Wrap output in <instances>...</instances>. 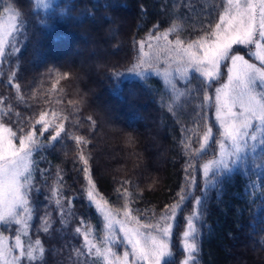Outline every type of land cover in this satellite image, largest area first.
<instances>
[{
	"label": "trees",
	"instance_id": "16d2710c",
	"mask_svg": "<svg viewBox=\"0 0 264 264\" xmlns=\"http://www.w3.org/2000/svg\"><path fill=\"white\" fill-rule=\"evenodd\" d=\"M225 7L226 0H58L40 10L34 0H0V15L11 8L18 20L16 44L0 62V123L16 133V145L32 131L44 145L32 153L28 194L29 233L43 253L38 250L30 264H97L85 253L84 235L98 239L104 220L88 201L85 167L97 196L116 213L131 210L133 222L156 224L184 189L192 195L176 218L175 231H183L195 197H201L193 223L199 250L192 264H264V145L257 141L246 165L203 199L202 165L215 157L219 137L214 107H208L214 100L204 95L206 90L214 97L220 82L206 89L192 73L187 81L175 78L167 85L160 76L140 78L128 71L147 38L163 33L186 46L214 29ZM100 29L105 37H97ZM233 51L253 61L244 47ZM84 60L90 80L76 72ZM117 72L123 74L118 81ZM82 81L95 84L84 89ZM108 111L115 122L107 120ZM41 116L47 131L37 123ZM207 126L213 137L200 152ZM186 168L195 177L191 187ZM15 230L0 225L10 243ZM173 250L178 264L185 254L178 245ZM17 261L29 264L23 257Z\"/></svg>",
	"mask_w": 264,
	"mask_h": 264
},
{
	"label": "snow or ice",
	"instance_id": "6c2138e0",
	"mask_svg": "<svg viewBox=\"0 0 264 264\" xmlns=\"http://www.w3.org/2000/svg\"><path fill=\"white\" fill-rule=\"evenodd\" d=\"M226 5L219 15V22L215 23L214 29L209 30L206 35L188 43L187 47H183L182 40L176 39L174 48L165 49L173 53L174 59L182 65L177 71L185 81L195 73L205 82L206 89H209L214 82L221 80L222 75L226 76V81L215 88L214 97L209 96L206 90L204 95L205 101L214 100V103H209L208 107H214L219 129V139L216 141L219 148L218 157L203 164L205 201L208 199L209 191L218 190L225 179H230L234 172L246 165L249 150L252 153L256 152L257 141L260 145H264V0H226ZM161 36L166 39L165 34L162 33ZM160 38V36L156 37L157 40ZM142 46L143 42H141V50ZM234 46L247 49L248 56L255 58L259 64L246 59L245 55L238 51L234 52ZM2 55L3 40H0V56ZM144 55L147 56V53ZM156 59H159L158 55ZM222 66L226 69L225 73L221 72ZM151 67L153 62L142 58L128 71L143 78L147 74L146 69ZM157 74H160L159 70ZM121 75L123 74L117 72L114 78L118 81ZM163 75L171 83L169 79L171 73L167 69L164 70ZM37 123L43 124V130L47 131L48 125L43 116ZM60 134V131H57L51 137L52 147H55ZM14 137L16 133L12 129L0 124V225L10 226L15 223L23 225L26 231L33 211L28 201V194L32 190L30 158L33 150H40L44 145L37 141L34 131L19 137V147L13 143ZM76 139L79 142L83 137ZM211 139L212 128L207 126L201 151L206 149ZM81 159L85 165L88 164L87 159L83 157ZM193 167V162L189 160L188 168ZM188 168L185 169L186 184L191 187L195 184V177L188 174ZM83 172L90 186L87 192L88 201L103 213L106 227L110 233H113L107 243L111 246L119 243L125 248L122 257L117 256L111 250V246L106 247L103 253H100V249H96L97 253L104 255L105 259L112 257L108 260V264H129V255L133 257L134 264H141L142 261H147V264H175L170 248L172 224L169 221L175 218L176 210L180 205L191 198V192L181 189L178 193L179 201L171 206V213L160 217V221L156 224L136 221L134 227H129L130 220H136L131 216V210L124 211L125 219H117V214L106 207V202L101 203V200L96 199L95 185L89 169L85 167ZM210 173L211 178H209ZM195 205L202 206L201 197H195ZM197 214L202 215V213ZM192 221L193 217L189 216L188 230L183 233L185 238L183 251L188 253L190 259L199 250L197 243L199 234ZM117 226L122 237L114 236ZM143 229H151V231ZM44 231H48L47 226ZM76 232L79 233L80 229L77 228ZM3 239L0 237V260H4L6 252L12 254L10 248L4 247ZM34 243L40 253H43V248L39 247L40 240L37 239ZM84 245L89 251L94 247L92 241L88 240L87 233L84 235ZM15 246L19 250V256L29 261V264L35 260L33 253L37 248L31 243L25 245L19 234L15 236ZM5 264L8 262L5 261ZM11 264H18L15 257ZM183 264H189V261L185 260Z\"/></svg>",
	"mask_w": 264,
	"mask_h": 264
},
{
	"label": "rangeland",
	"instance_id": "374dc122",
	"mask_svg": "<svg viewBox=\"0 0 264 264\" xmlns=\"http://www.w3.org/2000/svg\"><path fill=\"white\" fill-rule=\"evenodd\" d=\"M57 1L58 0H34V3H35L36 9L47 10V9L51 8L55 3H57ZM17 24H18V20H17V15H16L15 11H13L11 8H6L2 12V14L0 15V40H3V55H4L5 51H6V49L11 44L14 45V46L16 44L15 36L17 35ZM96 34H97V37H99V38L106 36V34L104 35V29L98 30L96 32ZM157 36H160L161 38L159 40H157L156 39ZM157 36H153V37L147 38L143 42L142 50H141V44H140V59L143 58L145 60H149V61L153 62V67L146 69L147 74L160 76L167 85H170L175 78L184 80V79L181 78L179 72L177 71V69L179 67H182V65L179 63V61L177 59H174L173 53L165 50L166 48H174L175 47V42L171 41L172 43L168 44V42L170 40L167 38V36H166V39L164 38V36H161V35H157ZM183 47H187V45L186 46L183 45ZM106 50L110 51L111 49L109 47H106ZM145 53H147V56L144 55ZM103 54H105V52H103ZM3 55L0 56V62H1V59H2ZM157 55L159 56V59H156ZM242 55H244V54H242ZM245 58L248 59L246 56H245ZM252 59H253V61L251 60V62L259 64V61H257L255 58H252ZM88 67H89L88 62L86 60H84L79 67H76V72L77 73L86 74L87 75V79L90 80L92 75L90 74V72H89L90 70H88ZM165 69H167L171 73V76L169 78L171 83H169L165 79V76L163 75V72H164ZM158 70H159L160 74H157ZM221 72L222 73L226 72V69H224L223 66L221 67ZM225 81H226V76L222 75L221 80H219L220 83L217 84L214 87V90H215L216 87H218L221 83H223ZM83 82L84 81H82L81 83H82V86H83L84 89L87 86L91 87L92 84H95V83H90L89 81H88L89 83L87 81L84 82V83ZM108 113H109V115H107V120L109 122L110 121L112 122L113 119H114V115L112 113H110L109 111H108ZM214 117H215V111H214ZM113 122H115V121H113ZM215 123H216V127L218 129V125H217L216 120H215ZM0 124H2V123H0ZM5 127H7V126H5ZM150 128L153 129L151 131H154V132L157 129V127L154 128V126H152ZM146 130H145V133H146ZM156 135H157V137L160 136L159 131H157ZM218 135H219V129H218ZM212 137H213V134H212ZM218 139H219V137H218ZM202 142H203V138H202ZM16 146L19 147V144L16 145ZM200 152H202L201 151V145H200ZM218 152H219V148H218V144H217L216 145V153H215V157L214 158L218 157ZM30 159H31V168H30V172H31L32 171V155H31ZM105 171H106V169H105ZM202 175H203V165H202ZM209 178H211V173H210V177ZM204 179H205V177H204ZM89 187L90 186L88 184L87 192L89 190ZM95 194H96V199L101 200L97 196V193H95ZM101 203H104V202L101 200ZM90 204L95 208V210L100 214V216H102V218L104 220L103 213H101L95 207V205L93 203H90ZM180 208L181 207H179L176 210L175 218L173 220L169 221V223L172 224V232H171V237H170V248H171V251L173 252V258H174V250L173 249H175L177 245L183 251V246H184V243H185V238L183 236V233L188 230V225H187L188 217L192 216L193 217V221L192 222L194 223V220L197 217L196 212L198 211V206L195 205V203H194V211L192 212V214H190V215H188L186 217V223H185L183 231L177 232V231H175L176 218H177L178 211H179ZM112 212L117 214L116 215L117 219H125L123 214H119V213H116L114 211H112ZM170 213L171 212H169L168 214H170ZM31 222H32V214H31V219L28 222V228H27L26 231H25L23 225H17L15 223L11 224V225H14L16 227L14 235L12 236V242L11 243H10L8 237L0 235V237L4 238L3 239L4 247L6 249L10 248L12 250V254L11 255H9L7 252L5 253L4 260H0V264H5V261H7L8 264H11V262L13 261L14 257L16 258V260L18 258H20L19 250L16 249V246H15V236L17 234L21 235V240L25 243V245H27L28 243H31L34 248H37V246H35V243H34L35 241H33L32 237H31V235L29 233ZM135 225H136V222H133L132 220H130L129 227H134ZM143 230L144 231H151V229H143ZM112 235H113V233L109 232L108 228L106 227V221L104 220L103 234L98 239L88 238V240L92 241L94 247L91 248V251H89L88 248L85 247V253L88 254V256L91 258V260L96 261L97 264H108V260L112 259V257H108L107 259H105V256L102 255V254H98L96 249H100V253H103L104 249L106 247H110L111 245H109L107 243V241ZM114 236L122 237V233L120 232L118 226L115 229ZM189 242H191V241L189 240ZM38 250L39 249L37 248V250L33 253V255H35V253ZM111 250L113 252H115L117 256L122 257L123 256V252L125 251V248L122 247L119 243H116L115 246H111ZM13 252H17V255L14 256ZM183 252H184L185 255H184V257L182 259L179 260L178 264H183V262L185 260H188L189 264H192V262H191L192 261V257L190 259L189 256H188V253L186 251H183ZM128 259H129V264H134L133 257L131 255H129ZM141 264H147V261H142Z\"/></svg>",
	"mask_w": 264,
	"mask_h": 264
}]
</instances>
